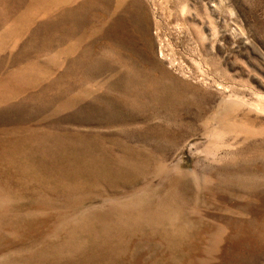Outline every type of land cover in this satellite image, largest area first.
<instances>
[{
	"label": "rangeland",
	"instance_id": "374dc122",
	"mask_svg": "<svg viewBox=\"0 0 264 264\" xmlns=\"http://www.w3.org/2000/svg\"><path fill=\"white\" fill-rule=\"evenodd\" d=\"M105 1L0 0V264H264V0Z\"/></svg>",
	"mask_w": 264,
	"mask_h": 264
},
{
	"label": "bare ground",
	"instance_id": "6f19581e",
	"mask_svg": "<svg viewBox=\"0 0 264 264\" xmlns=\"http://www.w3.org/2000/svg\"><path fill=\"white\" fill-rule=\"evenodd\" d=\"M106 1H109V3H110V0H106ZM106 1H105V2H106ZM109 3H108V4H109ZM109 5H110V4H109ZM158 99H160V98H158Z\"/></svg>",
	"mask_w": 264,
	"mask_h": 264
}]
</instances>
